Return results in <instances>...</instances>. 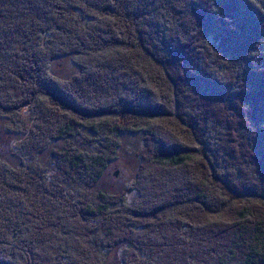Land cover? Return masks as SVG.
Segmentation results:
<instances>
[{
	"label": "trees",
	"instance_id": "1",
	"mask_svg": "<svg viewBox=\"0 0 264 264\" xmlns=\"http://www.w3.org/2000/svg\"><path fill=\"white\" fill-rule=\"evenodd\" d=\"M253 32L264 36V0H0V118L6 132L21 134L14 181L58 171L55 179L71 186L96 185L116 156L119 134L139 132L136 188L140 199L149 196L113 201L95 186L82 201L68 194L13 201L19 191L3 167L0 264H105L119 248L120 264H264V201L259 208L242 201L258 192L257 182L227 183V142L218 141L223 127L245 125V115L264 123V67L253 69L264 59V44ZM59 58L71 68L66 78L53 65ZM219 71L229 76L223 90L224 80L210 75ZM246 74L257 76L254 86ZM247 83L253 87L244 90ZM133 97L141 109L133 108ZM149 97L162 102L168 120L157 138L154 118L139 114L162 112L150 109ZM26 105L37 114L28 120ZM263 134L256 133L262 141ZM238 136L229 142L252 152L244 158L247 173L264 184V145L250 133ZM59 139L63 145L51 146ZM27 153L33 162L23 168ZM166 170L174 175L162 178ZM230 200L240 204L234 221L199 222L196 210L216 211L235 204Z\"/></svg>",
	"mask_w": 264,
	"mask_h": 264
},
{
	"label": "rangeland",
	"instance_id": "2",
	"mask_svg": "<svg viewBox=\"0 0 264 264\" xmlns=\"http://www.w3.org/2000/svg\"><path fill=\"white\" fill-rule=\"evenodd\" d=\"M208 6H210V5H208ZM239 26H240V24H239ZM236 27H238V26H236ZM253 29H255V28L253 27ZM214 34L216 36L219 35L215 32H214ZM237 35L240 39H243V36H242L240 31ZM202 36H204V35H202ZM251 36L254 38V41L259 40V35L257 33L253 32V33H251ZM259 43H261L260 45L264 44V36H262V38H260ZM263 49H264V47L261 48L260 52H262ZM249 54H251V51ZM259 59H260V57H259ZM259 59L255 62L254 66H253V69H256L257 71L263 69V67H264V59H263L262 63H259ZM247 61L250 62V59H248V57H247ZM211 63L217 64L214 59L211 61ZM53 65L55 68H59V74L58 75L65 77V78L68 77L69 75H71V68H69L67 66L68 63H67L66 58H59L57 61H55V63H53ZM203 66L204 65L202 64L200 67H203ZM219 69H221V68H219ZM51 70L53 71L52 68H51ZM77 70H78V68H75L74 72H76ZM196 71L199 72L198 70H196ZM210 75L213 77V79H220V80H224L225 78L229 77L228 73L225 72L222 74L221 71H219L218 74H211L210 73ZM244 78L247 79L248 81L250 80V83L253 84V86L256 84L254 81L257 82V80H259L256 75H253V77H250L246 74V75H244ZM232 79L233 78H230V81H232ZM196 80L197 79H195V81ZM222 83H225V80H224V82H221V84H220L221 90H223V84ZM250 83L246 84V87L244 88V90H248V89H251L253 87V86H251ZM181 88L183 91L185 89V86H184V88L183 87H181ZM136 98H137V96H136ZM233 98L234 97H231L230 100H233ZM148 99H149V101H147L146 103L148 106H150V109H154V108H160L161 109L164 106L162 104V102H157L155 100V98H153V97H149ZM209 99H211V98H209ZM235 99H234V101H235ZM132 100H134L132 103L133 108L134 107L139 108V109L142 108L139 104H137L134 97ZM187 102L189 103V101H187ZM237 103H240V102H237ZM251 103H254L255 105H253V107H256V105H257L256 102H251ZM183 104H185V103H182V105ZM243 105H249V104L243 103ZM33 109H34V107H32V105L24 106L23 110H22V115L24 114L25 116H27V118H26L27 120L34 115L36 116L37 114L33 113ZM161 110H162V112L160 114L159 113H153V114L149 115V113H146L145 111H140V113H139L141 118H144V117H150L151 119L154 118L151 121L152 123H150V125L153 124V127H154L153 128V130L155 132L154 138H157L158 135H161V133H163L162 132L163 129H161V128L158 129L157 127L162 126L164 124L166 125L165 122L168 121V120H166L167 116L161 115V114L165 113L164 108ZM158 118L161 119V121L158 120ZM176 118H177V116H176ZM242 118H243V116L239 115L237 117V121L242 120ZM34 121L32 122V125L34 124ZM126 121H128V120H126ZM5 122L6 121L4 118H0V169L4 167L5 170L6 169L8 170L6 172L7 175L5 177H6V180L8 181V183H12L14 180L17 181V172H18V168L20 167V160H18L16 158V154L14 153L15 152L14 151L15 150L14 145L19 141L18 138L21 137V134H17V133L12 134V133L6 132L4 129V126H3V125H5ZM117 122L122 123V124H126L125 120H117ZM243 124H245V125H241V126L239 125V126L234 127V124L232 123L231 126L223 127L221 129V134L219 136L218 141H220L222 138L223 141L226 140V142H227V146L225 148L226 154L223 153V160H224L223 163H224V167H226L225 179H227L228 184H230V185L231 184H237L239 186L241 183L235 182L232 179H234V178H237V180L242 179L243 180L242 182L245 183V185L246 184L251 185L250 183H254L253 181L257 182V185L255 188L257 189L258 192H255V195L246 194L245 196H246L247 200L243 199L242 201H247L248 204L254 203L259 208V202L264 201V195L261 194V193H263L262 189L264 188V184L261 185V183H260L261 179L259 176H257L258 179H253L247 173L248 166L245 165L246 163L244 162V158L246 157V155H248L249 153H252V152H244L242 150V152L244 153V154H242L241 151L238 150V148H239V146H237L238 143L229 142V140H230L229 138L233 137V136L237 137V134H239L240 137L239 136L238 137L240 139H244V138L246 139L250 133L252 135H255L256 139H258L257 142L263 146L264 140L262 141L260 139L259 135L264 133V131L261 130L262 126L264 128V123L261 122L260 116H256L253 119L252 117L249 118V116L245 115V120H244ZM251 125L252 126L257 125V127H259L261 131H259V133H258L256 131V129L255 130L252 129L249 132L248 129L251 128ZM33 127H35V126L33 125L32 128ZM27 133H26V135H27ZM210 133H211L210 136H212L214 131L209 130V134ZM256 133L259 135H256ZM171 136H169L168 139L173 141L174 138H173L172 133H171ZM25 137H27V136H25ZM255 137H254V139H255ZM262 137H264V134ZM216 138L217 137H215L214 139H211V140H214V142L217 143ZM118 139L120 140V147L116 153V156H115V158L108 161V164H107L106 168L104 169L102 175L99 177L98 183L96 185H91V184L86 183L88 186H87V188H84V186H86V184L83 185L81 182H79V183H76L75 185L71 186L70 184H68V182L65 183L66 181L61 182L60 180L55 179V177L57 175L56 173H59L58 171L47 172L45 178L43 176L38 175V177H35L33 179L32 176L26 177L25 175H23V177L25 179L24 181L21 180L20 181L21 183L14 181V183H15L14 186H16V188H12V189L19 191V192L17 194L11 193V195L14 196L13 201H16V199H19V197H21V196H23V201H30V198L32 199V201H51V199L55 196H56V201H58L59 194L63 195L65 198L66 197L68 198L69 197L68 195H71V198L73 199V201H82L83 199H87V198H85V193H86V196H88V197L94 196L95 191H93V190L95 189V186H97L101 191L104 190L106 192H111L112 197H113V201H149L148 200L149 196H145L146 200L140 199L142 195L139 192V188L138 189L136 188V186H137L136 177H139L137 175V172H138L137 168H138L139 163H140V159L138 157L137 150H139V148L141 149L143 147L142 135L139 132L135 133V132L124 131V132L119 134ZM63 144H64V140L59 139V140H56L55 142H53L51 144V146H61ZM179 148L182 149V147H179ZM180 149H179V152H181ZM25 157L27 158V160H25V158H23V168L26 167L27 162H29V163L33 162V159H31L32 157L29 153H27L25 155ZM50 160H51V155L47 152L45 154V161H50ZM7 164L10 166L12 165V168L11 167L7 168ZM250 164H251V162H250ZM16 169H17V172H16ZM170 170H166L165 172H163L162 178H164V177L171 178L174 174H172V172H168ZM251 170L253 172V169H251ZM179 173L184 174V172H182V170H179ZM158 176H160V175L159 174L158 175L152 174L150 177L153 178V177H158ZM23 185L25 187L24 189L22 188ZM60 186L65 187V190L60 188ZM224 188H225V192H228L229 195H232V194H230V190L227 187H224ZM144 191L146 192V194L147 193L151 194V192H147V190H144ZM21 192H24L25 195L22 194ZM152 196H150V197H152ZM261 197H263V198H261ZM235 199L238 200V198H235ZM65 200L68 201L70 199H65ZM237 200H230V201L234 202ZM256 200H258V201H256ZM251 201H253V202H251ZM212 206L213 205H211L209 211H206V212L196 210L200 215L199 222H215V223H218L219 225H228L229 222H232L235 220V218H234L235 217V209H236V206L239 207L240 204H237V203L231 204L227 207L220 208L219 210H216V211L212 210ZM262 207H263V205L260 208H262ZM244 209L248 213V211H250L252 208H244ZM190 211L191 210H188V212H190ZM213 213H216V214H213ZM247 213L243 212L242 216L240 217L241 222L245 221V219L247 217ZM235 223H238V221H236ZM120 250L121 249L119 248V249H116L115 251L109 252L106 255L105 264H120V263H117L115 261L116 252L119 253V252H121Z\"/></svg>",
	"mask_w": 264,
	"mask_h": 264
}]
</instances>
